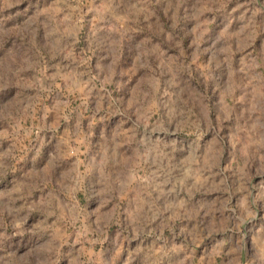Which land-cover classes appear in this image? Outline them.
I'll return each instance as SVG.
<instances>
[{"label": "clouds", "instance_id": "obj_1", "mask_svg": "<svg viewBox=\"0 0 264 264\" xmlns=\"http://www.w3.org/2000/svg\"><path fill=\"white\" fill-rule=\"evenodd\" d=\"M224 7L28 0L0 19V175L12 177L0 188V264H59L85 223L101 243L110 223L121 225L124 240L151 237L152 264L164 256L177 257L173 264H264V217L248 227L250 208L264 201V0L231 9L240 10V33L206 36L205 14ZM125 18L132 24L119 37L94 45L106 22ZM129 31L144 38L121 62L119 41ZM81 34L86 50L77 52ZM204 54L208 69L223 66L220 76L199 71ZM48 104L54 116L46 121ZM45 138L52 148L40 161L36 199L34 177L22 167L17 181V165L32 151L36 167ZM68 139L75 161L65 159ZM234 196L243 203L233 206ZM33 212L42 218L25 227ZM209 237L212 250L198 254ZM82 256L72 264H86Z\"/></svg>", "mask_w": 264, "mask_h": 264}, {"label": "rangeland", "instance_id": "obj_2", "mask_svg": "<svg viewBox=\"0 0 264 264\" xmlns=\"http://www.w3.org/2000/svg\"><path fill=\"white\" fill-rule=\"evenodd\" d=\"M53 2L54 0H48L49 5H51ZM95 2L97 4H100L104 2V0H95ZM186 2L192 4L195 3L196 0H186ZM218 2L224 4L225 7L220 11L213 10L205 14L204 18L209 21L207 25L209 31L206 33V36H211L214 33H219V31L223 29H226L228 33H240L242 22L233 18L238 14L240 10L238 9L237 13H231V9L235 7V4L237 2L243 3V0H218ZM6 3L11 4V7L5 8L4 5ZM27 3L28 0H0V19H3L9 13L14 12L17 9H24L27 6ZM29 11L31 10L29 9ZM229 13H231V15H229ZM58 15H62V13H58ZM89 15H91V13ZM130 24H132V22L129 21L127 18L123 20H118L115 23L106 22V26L96 34V37L93 41L94 45L97 41L102 43L108 38L119 37L120 27L122 26L126 28ZM87 27L88 25L85 24V32L87 31ZM261 35H264V33H262ZM143 38L144 33L139 31H129L124 34L123 39H120L119 41V46L121 50V62L125 60L129 46L135 45L137 41H140ZM257 43H259V40H257ZM204 44H207V39L204 40L201 46L203 47ZM82 48L86 50L83 35L81 34L80 42L76 46L75 51L79 52V50ZM240 55L241 53L239 52L234 53V60L235 57H238ZM90 59L93 63H95V56H91ZM209 59L210 57L208 56V54H204L200 57L199 71H211L213 77L220 76L223 73V66L217 68L215 67V65H213L211 69H208L206 66L208 65ZM193 68V76L195 77L197 75V71L195 70L196 66L194 65ZM43 71L50 72L51 70L48 69L47 66H45ZM29 79H31V77H29ZM209 83H211V80L209 81ZM61 87H63V85H61ZM51 107V104L47 105L48 112L44 114V119L46 121L53 119L54 114L51 111ZM23 143L27 145L28 142L24 141ZM33 143H35V141H33ZM51 148L52 145H50L47 142V138H45L40 155L36 157V167L29 166V161L33 156L32 151H27V154L23 156V159L19 160L17 165V181L22 182L23 180V177L19 175L22 167H24L25 170L29 172L31 176L34 177L35 190L33 191L32 196L36 199H39L41 197L40 180L42 178L43 173L41 171L40 161L47 156V153ZM64 148L67 149L65 155L66 160L75 161L78 158L76 141L68 139L64 144ZM79 160L81 163L84 162L82 149L81 154L79 155ZM45 171H47V169H45ZM11 178V174H9L8 176L0 175V188H2L5 184H8ZM227 179L229 183H232L235 180V177L228 176ZM260 180V176H252V184L257 186L255 191H260ZM255 191L253 193L254 195ZM200 195V193H197L194 199H198ZM237 196H240V194L238 193ZM237 196H234L232 198L231 202L233 206L237 205L238 203H243V197L241 196L240 200L238 201ZM209 203L211 202L209 201ZM250 211L254 213V215L248 218V227L252 228L254 226H258L256 222L259 221L261 217H264V201L257 200L256 204L250 208ZM227 215L228 213L226 212L225 216ZM41 218V213L33 212L29 216L25 227L33 225L34 222H37ZM122 222L123 221H121V223ZM228 223L229 226H231V219H229ZM57 227H59V225H57ZM120 227L121 225L118 223H110L107 230V238L104 239L101 243L99 241H96L95 234L90 231V229L87 227V223H85V226L79 232L75 233L70 238V242L66 243L61 249V259L59 264H72L73 259L78 255L81 250L83 252V256L81 257V259L85 260L86 264H124V262H128V264H152L151 258L146 255L147 248L151 247V237H149L148 239H141L138 237L137 239L124 240L123 234L120 232ZM240 227L241 230H243L244 225L241 224ZM27 235V233L24 234L25 238L27 237ZM226 236L227 233H214V237ZM14 239L18 240L20 239V236L17 235V237H15ZM212 239L213 237H209L208 239L203 240L196 247V252L202 255V250L207 249L208 251H211L213 245H211L209 241ZM159 247L160 244H157V248ZM141 249H143L144 251H141ZM130 256H134L135 258L129 259ZM176 259L177 257L175 256H164L160 258L159 264H173Z\"/></svg>", "mask_w": 264, "mask_h": 264}]
</instances>
